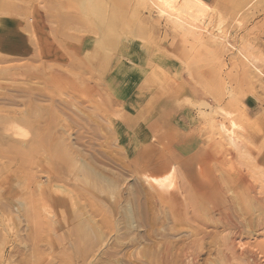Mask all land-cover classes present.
<instances>
[{"label": "rangeland", "instance_id": "374dc122", "mask_svg": "<svg viewBox=\"0 0 264 264\" xmlns=\"http://www.w3.org/2000/svg\"><path fill=\"white\" fill-rule=\"evenodd\" d=\"M211 1L227 36L189 60L147 0H0V264H264V0Z\"/></svg>", "mask_w": 264, "mask_h": 264}, {"label": "bare ground", "instance_id": "6f19581e", "mask_svg": "<svg viewBox=\"0 0 264 264\" xmlns=\"http://www.w3.org/2000/svg\"><path fill=\"white\" fill-rule=\"evenodd\" d=\"M147 1L153 5L159 18L166 22L171 32L179 35L181 43H183L185 49L190 53L195 50L203 51L207 49H216L227 36L223 14L219 13L221 11L218 12V7H216L215 4L208 5L201 0ZM219 114L228 124V128L225 126L223 127V125L221 126L228 142L234 146V148L242 147V141H240L242 125L239 124L231 111L219 108ZM176 169L175 166H171L169 170L165 171L163 174L157 173L158 175H155V173L151 174L150 172L144 173L142 178L159 192L160 195L165 197L171 196L177 188V180L179 178ZM204 169V167H199L198 170L203 174L205 173ZM233 242L234 241H231L229 250L238 258L235 250H233L235 249V247H233ZM244 262L246 264H251L249 260H245Z\"/></svg>", "mask_w": 264, "mask_h": 264}, {"label": "crops", "instance_id": "0c3cea01", "mask_svg": "<svg viewBox=\"0 0 264 264\" xmlns=\"http://www.w3.org/2000/svg\"><path fill=\"white\" fill-rule=\"evenodd\" d=\"M201 1H203L204 3H206L208 5H214L213 1H211V0H201ZM173 36H174L175 45H176L177 49L179 50L181 56H183L184 59L187 57V59H189V60H192V59L195 60V58H197V56H199L201 54V53L196 54L194 52L193 53L188 52L187 49H185L183 43H181L179 35L173 33ZM241 104H242V108L247 113H250V114H248L250 116L249 118L254 119V118L260 117L262 115V113L252 114V113L257 112L259 110L258 99L255 96L245 97L244 100L241 101ZM195 118H196L195 114H187V115L186 114H176V116L174 118L176 128L180 132L186 133L188 135L187 138H185L183 141H181L178 144V150L186 151V152H188V154H193V155L197 151H199L200 149H204L207 145H209V141L206 140L208 138L206 136V134L204 132H200L198 129L199 127H196ZM238 122L240 125H242L239 119H238ZM247 122L249 124H251V122L249 120H247ZM247 122L245 123L246 125H248ZM225 127L228 128V124H227L226 120H225ZM241 127L243 130L244 127L243 126H241ZM220 130L223 132V128H220ZM242 147H244V146L242 145ZM245 148L250 149L249 147H247V145H245ZM182 167H183V171L186 174V176L191 178L192 173H194L193 167H191L189 164L186 165L185 168H184V165ZM200 167L202 168V166H200ZM204 168H206L207 174H209V170L205 165H204ZM176 171H177V175H178V170L176 169Z\"/></svg>", "mask_w": 264, "mask_h": 264}]
</instances>
